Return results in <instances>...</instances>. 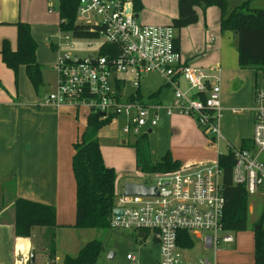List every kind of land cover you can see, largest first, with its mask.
Returning <instances> with one entry per match:
<instances>
[{"label":"built area","instance_id":"obj_1","mask_svg":"<svg viewBox=\"0 0 264 264\" xmlns=\"http://www.w3.org/2000/svg\"><path fill=\"white\" fill-rule=\"evenodd\" d=\"M77 1L76 24L97 32L104 42L95 55L78 58L70 53L74 49L72 41L78 38L59 30L55 42H50L56 53L53 65L56 85L54 92L41 102L44 106L84 110L86 118L99 114L104 121L121 118L122 132L128 137L151 132L163 118L185 116L196 121L201 132L211 137L210 142L222 139L219 79L193 68L182 58L177 47L178 31L171 24H138L132 0ZM48 12L52 9L48 8ZM94 19L98 22L94 23ZM104 46L108 47L107 53L101 55ZM152 73L158 74L172 89L169 103L146 104L132 98L141 80ZM182 78L186 87H182ZM127 84L134 93L124 92ZM254 99L250 146L230 149L235 159L232 183L243 186L248 196L264 194V90H257ZM145 186L154 187L155 195L117 194L114 210L122 213L113 216L112 212L110 228L145 233V240L152 239L158 247V264H184L178 252L190 249L179 247L180 233L188 234L192 240H202L204 248L214 253L213 260L203 258L192 264H219L215 256L221 251V243L232 244L234 239L223 229L225 202L217 157L212 162L161 174L155 184ZM33 260L34 255L27 253L12 264H29ZM126 260L136 263L131 254Z\"/></svg>","mask_w":264,"mask_h":264},{"label":"crops","instance_id":"obj_2","mask_svg":"<svg viewBox=\"0 0 264 264\" xmlns=\"http://www.w3.org/2000/svg\"><path fill=\"white\" fill-rule=\"evenodd\" d=\"M31 1L0 0V45L2 40L7 39L15 49V24L27 22L23 17L22 4ZM175 3L176 10L172 11L169 18L165 14L157 17L158 22L163 23L160 25H169L177 17V0H174ZM197 13L199 17L197 24L177 32L179 51L181 56L185 54L182 58L190 66L206 74L215 75L219 79L222 106L219 127L222 139L218 142H222L226 152L220 153L217 142L213 149L218 156V154H226L229 149H241L243 141L248 142L250 146L254 128L252 112L254 98L257 90H264V74L239 67L237 35L233 32H220V11L217 8H207L203 13L198 9ZM184 32L193 34L198 37V40H202L201 42L210 41L208 47L203 46L202 43L201 46L193 47L192 42L188 46V43L185 45V41L181 46V34L183 36ZM55 38L56 35L47 37V41L54 43ZM3 67L0 66V70L6 74L5 78L0 77V264H12L19 256L27 253L34 255L33 261L36 264L48 262V253L44 244L46 229L34 228L31 237L27 239L15 236L13 204L17 199L55 208L54 264H63L66 257L75 258L97 234L95 230L73 228L76 192L71 169L72 145L84 130L82 128L79 132L77 129L78 120L85 118L86 124L87 114L84 110L44 106L41 102L46 95L40 96V89L38 92L34 91L23 67L18 70L16 84L13 74L5 71ZM215 68L218 70L216 71ZM164 87L165 91H163ZM157 92L156 98L150 102L167 104L172 100V89L168 86L162 85L151 94ZM188 118L178 115L163 118L156 129H163L166 127L165 124H169L170 135H176L180 126L183 125L182 121ZM74 124L77 129L76 134L72 129ZM128 145H130L129 142ZM121 146L127 147V143L122 142ZM132 151L135 160L134 150ZM101 154L105 165L110 167L102 151ZM171 154L175 159L174 153ZM117 180L118 176L115 184L116 196L118 194ZM72 236L75 237L74 240L67 242L63 239ZM145 237L147 235L143 236V243L139 244L146 249L141 252L145 254V257L141 259L139 255L132 253L127 255L131 254L136 258L135 264H151L148 262L152 260V250L155 248L157 257L154 262L158 264V247L152 239L145 240ZM125 262V264H131L126 257Z\"/></svg>","mask_w":264,"mask_h":264},{"label":"trees","instance_id":"obj_3","mask_svg":"<svg viewBox=\"0 0 264 264\" xmlns=\"http://www.w3.org/2000/svg\"><path fill=\"white\" fill-rule=\"evenodd\" d=\"M135 14L143 10L141 0H132ZM77 0H58L59 30L71 32L78 39H96L98 33L76 24ZM215 7L220 11L219 29L221 33L233 32L237 35L238 64L242 69H253L264 74V9L251 8L248 2L227 11L226 0H177V17L171 25L177 30L188 28L199 21L197 10ZM66 22V24L64 23ZM16 47L12 48L9 40L4 39L0 45V59L5 67L14 74L17 83L19 68L23 67L25 75L35 92L43 86V66L37 61V43L31 27L26 22L15 24ZM179 41V40H178ZM51 49L55 47L50 43ZM179 43L177 42V47ZM107 46L101 55H106ZM156 94L148 99L156 98ZM144 103V97L138 89L132 97ZM111 123L100 119L99 114H90L82 133L73 143L71 169L75 180V220L73 228L95 230L100 236L110 229V219L115 207L116 171L104 163L100 144L99 130ZM135 167L145 174H168L180 171L183 166L167 151L159 161L150 157L148 133L140 136L132 145ZM249 143L242 142L241 149H248ZM219 167L222 171V188L224 197L223 229L227 233L244 232L247 228L248 193L243 186L232 183V169L235 163L234 153L218 154ZM15 236L22 239L31 237L34 228L47 230L44 236L45 248L48 249V262H55V228L56 211L53 206L17 199L13 204ZM261 216L253 229L254 264H264V229ZM145 233H143L144 235ZM193 240L186 233H180L179 247L192 249ZM103 241L99 237L88 242L77 257H66L63 264H97L102 251ZM29 264H36L34 261Z\"/></svg>","mask_w":264,"mask_h":264},{"label":"rangeland","instance_id":"obj_4","mask_svg":"<svg viewBox=\"0 0 264 264\" xmlns=\"http://www.w3.org/2000/svg\"><path fill=\"white\" fill-rule=\"evenodd\" d=\"M244 2H248L251 8L264 9V0H227V11H231L232 8ZM141 3L143 5V10L137 14L138 18L136 20L140 25L163 24L158 22L157 17L165 14L169 18V15H172V11L174 12V10H176V3L174 4V0H141ZM22 8L23 17L27 21L26 23L30 25L31 33L38 45L37 60L43 66L42 80L44 85L40 88V96H47L54 92L55 89L54 83L56 76L52 67L55 64L56 53L51 49L47 37L55 36L59 32V18L57 14L58 1L32 0L28 3L23 2ZM48 8L52 9L51 13H48ZM93 22L96 23L98 20L94 19ZM184 41L185 45L188 43V46H190L192 42L193 47L201 46V43L203 46L206 45L205 47H208L210 43L208 40H203V42H201L202 40H198V37H195L189 32H184L183 36L181 34V46ZM103 42L104 39L102 37L96 39H75L72 41L74 49L70 53L78 58L93 56ZM184 55L182 54L183 57H185ZM0 66H4L3 68L5 71L13 74L11 70L5 67L1 59ZM0 77H6V74L1 70ZM181 84L182 87L187 86L184 78L181 79ZM162 85H165V82L163 78L156 73L148 74L141 80L139 90L146 104L151 103L148 99L149 95L158 90ZM163 89V91L166 90L165 87ZM124 92L128 94L134 93V89L127 84ZM192 119L188 118L182 121L183 125L178 129V134L173 136L170 135L169 124H165L166 127L163 129L155 128L152 130V133H148L150 157L153 162L159 161L160 157H162L166 151L173 152L175 160H178L182 166H195L201 163L212 162L216 159V151L213 149V146L215 147L217 143L213 141L210 142L209 140L211 137L204 135L201 130L198 129L196 121ZM78 122L77 129L80 132L85 126V118L79 119ZM167 123H169V121H167ZM122 124L123 121L119 118L113 120L109 125L102 127L98 132L99 144L105 160L111 168L116 170L118 176V194L123 193L124 185L128 182L151 186L155 184L157 177L161 176V174L143 176L137 173L132 149L130 147H122L121 143L126 142L128 145L129 142L131 145L139 137H128L124 135L122 132ZM72 129L76 134L77 129L75 124ZM76 140L77 139H75V141ZM218 147L220 153L226 152V148L221 141ZM262 215V228L264 229V194L258 192L255 195H249L247 228L244 232L230 234L234 239V243H221V251L215 256L219 264H254L253 229ZM143 236L142 233L120 231L115 228H110L100 236L96 234L94 239L99 237L103 241L102 251L97 264H125V257L128 253L135 254L136 256L139 255V257L143 259L145 254L141 252L146 251V249L139 246L140 243H143ZM63 239L68 242L69 240H74L75 237H64ZM90 241L92 240L90 239ZM193 241L194 247L192 249L178 252V258L184 262V264L196 263L199 259L203 258L213 260V251L205 249L202 240L194 238ZM46 250L48 253V249ZM110 254H113L111 259H109ZM156 254L157 251L154 248L152 250V260H149L148 263H155ZM155 264H157V262Z\"/></svg>","mask_w":264,"mask_h":264},{"label":"water","instance_id":"obj_5","mask_svg":"<svg viewBox=\"0 0 264 264\" xmlns=\"http://www.w3.org/2000/svg\"><path fill=\"white\" fill-rule=\"evenodd\" d=\"M138 18V15L135 16ZM125 197H149L155 195V188H147L144 184H135L127 183L124 185V190L122 193ZM121 210H114L113 216L121 215ZM113 257V254H110L109 259Z\"/></svg>","mask_w":264,"mask_h":264}]
</instances>
